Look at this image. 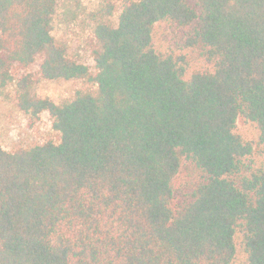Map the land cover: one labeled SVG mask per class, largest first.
I'll return each mask as SVG.
<instances>
[{
    "label": "trees",
    "instance_id": "16d2710c",
    "mask_svg": "<svg viewBox=\"0 0 264 264\" xmlns=\"http://www.w3.org/2000/svg\"><path fill=\"white\" fill-rule=\"evenodd\" d=\"M60 1L0 0V100L55 135L0 145V264H264V0H99L92 69Z\"/></svg>",
    "mask_w": 264,
    "mask_h": 264
},
{
    "label": "rangeland",
    "instance_id": "374dc122",
    "mask_svg": "<svg viewBox=\"0 0 264 264\" xmlns=\"http://www.w3.org/2000/svg\"><path fill=\"white\" fill-rule=\"evenodd\" d=\"M60 1L53 21V35L66 43L69 55L91 69L93 68L92 50L94 40L89 14L96 9L99 0ZM76 83L41 82L37 92L55 103L73 95ZM239 127L242 122L239 121ZM55 139L51 130V120L47 113L32 124L28 116L18 112L10 101L0 100V145L6 151L16 147H28Z\"/></svg>",
    "mask_w": 264,
    "mask_h": 264
}]
</instances>
